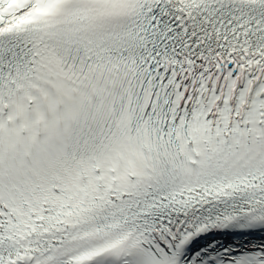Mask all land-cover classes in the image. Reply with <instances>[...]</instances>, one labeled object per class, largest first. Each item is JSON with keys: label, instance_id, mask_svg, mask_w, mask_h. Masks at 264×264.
I'll return each mask as SVG.
<instances>
[{"label": "snow or ice", "instance_id": "1", "mask_svg": "<svg viewBox=\"0 0 264 264\" xmlns=\"http://www.w3.org/2000/svg\"><path fill=\"white\" fill-rule=\"evenodd\" d=\"M0 264H264V0H0Z\"/></svg>", "mask_w": 264, "mask_h": 264}]
</instances>
